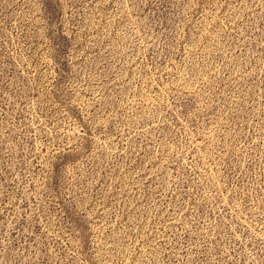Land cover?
Instances as JSON below:
<instances>
[{"label":"rangeland","instance_id":"rangeland-1","mask_svg":"<svg viewBox=\"0 0 264 264\" xmlns=\"http://www.w3.org/2000/svg\"><path fill=\"white\" fill-rule=\"evenodd\" d=\"M0 264H264V0H0Z\"/></svg>","mask_w":264,"mask_h":264}]
</instances>
